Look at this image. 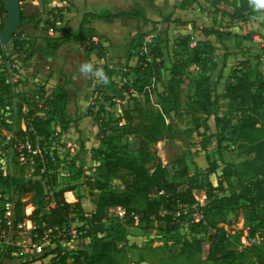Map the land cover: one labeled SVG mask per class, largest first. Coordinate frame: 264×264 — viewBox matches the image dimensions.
Segmentation results:
<instances>
[{
  "label": "rangeland",
  "instance_id": "374dc122",
  "mask_svg": "<svg viewBox=\"0 0 264 264\" xmlns=\"http://www.w3.org/2000/svg\"><path fill=\"white\" fill-rule=\"evenodd\" d=\"M72 1L75 5L79 4V0ZM251 2L258 13L235 23L220 13L214 14L211 10L193 5L189 0H133L129 16L122 14L104 23L98 22L100 24L92 37L93 49H87L88 40L79 37L45 53L41 50L45 44L40 38L44 31L30 27L27 29L37 37L33 45L25 41L21 51H14L11 41L1 46L0 68L4 69L3 76L11 81L9 84L12 86L7 94L1 95L3 104L0 105V216L6 214L7 210L13 214V204L18 196L28 202L24 207L25 214L31 215L35 208L39 213L48 211L41 201L33 200L32 193L18 195L4 180L9 178L14 183H23L27 179L40 178L43 167L37 152L29 157L22 155L23 159L16 156L18 137L14 133L17 128L15 117L19 105L23 111L34 107L37 114L45 117V109L50 108L47 100L56 96L61 97V106L57 108L56 119L50 122L53 140L42 144V147L36 143L38 137L33 141L26 138V141L35 151L42 148L47 152L54 166V169L48 170L47 178L52 179V175L55 178L53 182L45 184L44 191L50 194L60 188L72 187L63 193L64 200L73 202L79 198L86 215L93 211L94 201L99 194V191L89 189L86 183L88 177H93L97 164L92 158L95 154L92 148L99 143L101 130L108 134L112 129L121 131L123 128L120 126L124 127L127 123L126 115H136L140 107L161 109L166 121L172 126L170 135L157 141L153 147L162 164L170 171L169 180L177 183L179 188L186 187L189 176L196 183L206 181L209 176L215 183V175L221 173L225 164L243 160L245 156L239 153L237 143L229 140L231 128L241 113L228 110L229 101L225 97L224 87L235 73V64L244 59L249 61L251 70H258L264 76V0ZM50 6L47 0L48 10L53 9ZM220 7L231 10L229 5L221 4ZM83 8L88 10L87 5ZM39 10L38 5L36 12ZM119 10H113V13L121 12ZM53 11L58 22L56 27L70 32L77 28L84 13L71 17L66 23L60 19L58 11ZM94 22H91L92 27ZM210 27L217 31L216 34H202L203 28ZM226 31L242 37L249 32L254 35L251 40H245L229 36ZM51 34L59 35L60 32L52 30ZM186 34L192 36L188 42L189 47L195 41H200L204 51H209L207 59L200 65H186L184 62L187 56L177 41ZM210 45L212 48L208 49ZM141 58L150 62L162 60L164 66L160 69V78L145 85L144 90L139 92L136 69ZM84 62H90L94 67L107 66L108 78L102 80L92 74H82L79 66ZM172 65L176 66L177 75L184 79L180 85L179 114L171 109L167 95ZM205 77L209 78L208 85L218 102L217 109L202 124L205 134L199 135L189 128V125H193L192 115L185 102L194 99L195 81ZM95 111H101L103 122L92 118L91 113ZM66 122L68 125L65 127ZM19 123L21 128L25 127L23 119ZM220 138L224 139L219 142ZM121 139L125 147L119 148V153L136 155L139 139L130 134H123ZM177 159L186 162L187 175L178 176L174 173L178 170V166H173ZM213 163L217 165L216 173L209 172ZM110 188L120 191L123 190V184L113 178ZM192 193L197 204L207 202L202 188H194ZM195 207L196 203L191 207L177 204L172 214H165L168 212L160 208V214L170 219H156L149 223L139 221L136 215L133 223H129L121 207L109 209L108 217L124 224L127 231L124 264H218L206 258L209 243L205 235L201 251L194 261L189 262L178 254L181 241L193 236L189 232L188 222L190 219H199L193 210ZM71 216L75 219L62 227L59 248L66 254L67 264H77L73 262V257L83 250L91 255L92 241L82 237L87 226L86 220L78 219L79 213H72ZM226 219V223L217 225L225 229L232 247L241 249L249 245L252 240L246 236L242 208L230 212ZM33 229L30 219H24L15 228L8 229L10 237L21 242L20 248L24 253L15 258L10 255L11 259L6 261V258L2 264H20L22 261H30L31 264H60L51 255L43 261L35 259L49 249L47 245L53 236L50 230H44L43 236L37 237ZM259 239L256 238L255 242ZM37 242L41 245L38 254L31 246ZM42 245L47 247L43 249Z\"/></svg>",
  "mask_w": 264,
  "mask_h": 264
},
{
  "label": "trees",
  "instance_id": "16d2710c",
  "mask_svg": "<svg viewBox=\"0 0 264 264\" xmlns=\"http://www.w3.org/2000/svg\"><path fill=\"white\" fill-rule=\"evenodd\" d=\"M2 1L0 15L4 19L5 9ZM19 1L20 26L10 39L12 48L16 51L23 50L25 41H29L30 45H33V41H36L37 37L29 30L39 28L44 31L40 34V38L45 44V47L41 48L45 53L59 48L69 40H77L79 37L88 40L89 47L87 49H93L92 37L96 30L91 26V22L94 20L108 21L113 16L126 14L123 11L113 13L109 10L84 12L77 28L70 32L65 28L56 27V15L53 9H47V0H38L40 10L30 15L24 12L23 0ZM189 1L202 9L211 10L214 14L220 13L228 21L235 23L258 13V10L253 8L251 0ZM221 4L229 5L231 10H224L220 7ZM43 13H45L44 16H42ZM49 28L55 33L60 32V34H49ZM201 31L206 36L217 32L211 27L210 29L203 28ZM226 34L242 37L231 31H226ZM253 35V32H249L242 38L251 40ZM191 40L192 36L186 34L177 41V44L182 47L187 56L184 61L186 65L190 63L200 65L207 59L209 51H204V46H201L200 41H195L194 45L189 47L188 42ZM207 48L211 49L212 46ZM203 51L204 56L201 57ZM235 65V73L230 80H227L224 93L229 101L228 110L230 112L239 111L241 115L237 117L236 123L231 128L229 140L237 143L239 153L245 158L238 163L225 164L221 173L215 175L217 177L215 183L209 176L206 181L200 183H196L195 179L189 176L186 187L179 188L177 183L169 180L170 171L166 165L162 164L153 146L157 141L170 135L172 126L169 121H166L161 109L150 107H140L137 109L136 115H126L127 123L124 127L120 126L123 128L121 131L112 129L108 134L107 131L101 130L99 143L92 148L95 153L92 158L97 161V164L94 167L93 177H88L86 181L89 189L99 191L94 201V209L89 215H86L79 198L73 202L64 200L63 193L71 190L72 187L60 188L50 194L44 191L45 184L53 182L55 177L52 175V179L47 178L48 170L54 169V166L48 153L42 148L39 149L40 153H37L43 167L40 178L27 179L23 183H14L9 178H5V184L13 188L18 195L32 193L33 200L41 201L47 207V212L39 213L40 211L35 208L31 215H27L24 212V207L28 204L27 201L18 196L13 204L14 227L24 219H30L37 237L43 236L44 230H50V234L53 236L48 247L45 246L49 249L35 259L43 261L51 255V258L57 259L60 264H67L66 254L59 248L62 238L60 232L63 226L75 219L71 214L79 213L78 219L86 220L87 226L84 228L82 237L92 241L91 255L85 250L79 251L73 257V262L77 264H124L127 231L124 224L108 217L109 209L121 207L129 223H133L135 215L139 221L149 223L156 219H170L167 215L160 214V208L168 212L165 214H172L177 204L182 207H191L196 203L193 210L199 215V219L189 220L188 229L193 236L186 237L181 241L179 255L184 256L189 262L194 261L201 251L205 235L209 243L206 258L212 262L218 264H264V76L258 70H251L247 59L239 61ZM163 66L164 61L162 60L150 62L141 58L136 69V81L139 83L137 91L142 92L145 85L158 80L161 74L160 69ZM98 68L103 71L102 80L107 79L109 76L108 67L100 65ZM2 71L4 69L0 68V105L3 104L1 95L7 94L12 86L5 83ZM169 73L167 95L170 98L171 109L179 114L177 109L181 101L180 85L184 79L177 75L175 65H172ZM208 80L209 78L205 77L195 81L194 99L191 98L185 102L192 115L191 124L193 125H189V128L197 131L199 135L205 134L202 131V124L217 109L218 99L213 95ZM47 105L50 108L45 109V117L37 114L34 107L23 111L22 106H18L15 117L17 128L14 131L15 136L18 137L15 144L16 156L19 154L24 157L32 156V153L26 148L20 147L26 138L33 141L38 137L36 143L39 147L51 139L53 140L50 122L56 119L57 108L61 106V97L56 96L52 100L48 99ZM91 116L94 120L101 122L104 120L101 111H95L91 113ZM21 119L24 120V128L20 127ZM217 123L218 121L215 120V124ZM67 125V122L64 123L65 127ZM123 134H130L139 139L136 155L119 153V148L125 147L121 141ZM222 139L224 138H220L219 142ZM173 166H178V170L174 171L176 175H187V165L183 159L174 161ZM216 168L217 165L213 163L209 167V172L216 173ZM113 178L120 180L123 190L118 191L110 188ZM194 188L204 190L207 200L205 204H197L192 193ZM238 207L242 208L244 225L247 230L246 236L248 240H252L249 245H245L241 249L232 247L225 229L217 225L226 223L227 215ZM258 237L260 239L255 242ZM8 257L10 254H7L5 258ZM25 262L21 264H27L29 261Z\"/></svg>",
  "mask_w": 264,
  "mask_h": 264
},
{
  "label": "crops",
  "instance_id": "0c3cea01",
  "mask_svg": "<svg viewBox=\"0 0 264 264\" xmlns=\"http://www.w3.org/2000/svg\"><path fill=\"white\" fill-rule=\"evenodd\" d=\"M22 4H23L24 12L28 15L34 14V12H36V10L38 9V0H23ZM48 4L51 5L50 8H53L55 11H58L60 14V19H63V21L67 23L71 17L73 16L77 17L78 14L80 15L83 12H87V11L88 12H98L101 10H109L111 12H114L113 10L120 8L121 11L126 12L125 15L129 16L128 13L131 11L129 8L133 4V0H108V1L107 0H79L78 5H75L76 4L75 2L73 4L72 0H48ZM84 5H87L88 10H84L85 9L83 8ZM106 6H108L109 8H105ZM98 22L104 23L103 21L95 20L93 24L95 29L98 26V24H100ZM57 23L58 22H56V25ZM14 51H12L11 53H13ZM26 84L27 83H25L24 88H26ZM10 259L11 257H8L6 261H9ZM21 263H26V262L22 261ZM27 264H31L30 261L27 262Z\"/></svg>",
  "mask_w": 264,
  "mask_h": 264
},
{
  "label": "built area",
  "instance_id": "2783aa9c",
  "mask_svg": "<svg viewBox=\"0 0 264 264\" xmlns=\"http://www.w3.org/2000/svg\"><path fill=\"white\" fill-rule=\"evenodd\" d=\"M1 4V0H0ZM4 19L0 15V25L3 23ZM49 33H52V29L49 28ZM11 81L5 77V83H10ZM20 147L26 148L29 152L32 154L40 153V150L35 151V148L31 146L26 140L21 143ZM19 159H23L22 154H19ZM3 216H0V261L6 257L7 254L13 255V256H22L24 251L20 248L21 242L17 240L16 238L13 239L10 237L8 233V229L15 228L13 224V214L11 215L9 211L7 210L6 214H2ZM19 238L18 236H16ZM31 246L34 248L35 252L38 254L41 251V245L37 243L31 244ZM43 248V245H42ZM26 252V251H25ZM6 259V258H5ZM135 264V263H131Z\"/></svg>",
  "mask_w": 264,
  "mask_h": 264
},
{
  "label": "water",
  "instance_id": "95a60500",
  "mask_svg": "<svg viewBox=\"0 0 264 264\" xmlns=\"http://www.w3.org/2000/svg\"><path fill=\"white\" fill-rule=\"evenodd\" d=\"M5 18L0 27V47L8 43L20 26V1L3 0Z\"/></svg>",
  "mask_w": 264,
  "mask_h": 264
},
{
  "label": "clouds",
  "instance_id": "9594fccd",
  "mask_svg": "<svg viewBox=\"0 0 264 264\" xmlns=\"http://www.w3.org/2000/svg\"><path fill=\"white\" fill-rule=\"evenodd\" d=\"M79 71L82 74H92L100 79H103V71L98 67H94L90 62H84L79 66Z\"/></svg>",
  "mask_w": 264,
  "mask_h": 264
}]
</instances>
